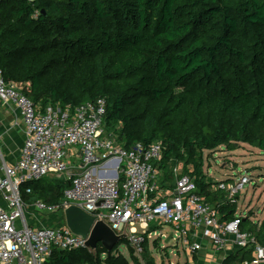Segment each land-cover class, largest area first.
Here are the masks:
<instances>
[{"label":"trees","instance_id":"1","mask_svg":"<svg viewBox=\"0 0 264 264\" xmlns=\"http://www.w3.org/2000/svg\"><path fill=\"white\" fill-rule=\"evenodd\" d=\"M0 71L42 111L104 99L105 135L127 150L161 142L159 187L172 189L182 164L213 205L224 194L211 190L203 152L244 144L264 153V0H3ZM68 186L48 177L20 195L27 206H57ZM235 205L217 207L220 223L235 218ZM253 218L240 232L262 245L264 216ZM120 243L129 258L98 244L53 249L45 264H139ZM254 247L220 264L249 262Z\"/></svg>","mask_w":264,"mask_h":264},{"label":"built area","instance_id":"2","mask_svg":"<svg viewBox=\"0 0 264 264\" xmlns=\"http://www.w3.org/2000/svg\"><path fill=\"white\" fill-rule=\"evenodd\" d=\"M22 90V85L6 82L0 71V101L15 106L25 134L18 161L0 163V264H45L53 249H87L85 239L72 234L65 224L39 225V214L63 215L70 206L106 223L117 235L125 232L139 254L144 235L147 239L155 235L150 228L170 225L174 228L171 239L182 245L189 264H195L194 258L201 264V253H224L229 244L234 249L255 246L252 260L241 264H264V243L257 244L253 236L240 232L246 215L235 213L232 221L220 223L217 208L236 204V195L252 179L212 181L211 190L224 194L215 205L198 193L194 179L182 173V164L173 169L174 187L160 188L155 164L163 157L162 143L135 144L128 150L118 145L103 131L104 99L74 109L56 105L42 111ZM73 148L79 150L80 159L70 164ZM50 176L69 185L61 204L47 206L37 201L27 206L20 187Z\"/></svg>","mask_w":264,"mask_h":264},{"label":"rangeland","instance_id":"3","mask_svg":"<svg viewBox=\"0 0 264 264\" xmlns=\"http://www.w3.org/2000/svg\"><path fill=\"white\" fill-rule=\"evenodd\" d=\"M203 171L208 179L214 182L228 181L227 183H229V180L235 181L243 176L252 179V182L236 195V215L245 216L251 212L255 222L264 216V153L244 144L232 151L223 147L212 152L204 151ZM53 216L39 214L38 218H40V222H51V225L65 224L61 212ZM135 228L137 231H141L138 226ZM153 230L155 235L152 233L146 243L142 245V254L144 253L148 259L153 261V264L190 263L189 256L175 238L168 243L165 242L166 238L174 233V228L170 225H159L156 228H150L149 232ZM161 235L164 236L160 237ZM114 251L129 258L125 244H117Z\"/></svg>","mask_w":264,"mask_h":264},{"label":"crops","instance_id":"4","mask_svg":"<svg viewBox=\"0 0 264 264\" xmlns=\"http://www.w3.org/2000/svg\"><path fill=\"white\" fill-rule=\"evenodd\" d=\"M24 140V128L21 125V119L15 106L9 102L0 101V163L4 162L7 165H14L18 161ZM79 156L80 153L77 148L69 150L68 160L70 164L79 162ZM50 177L56 178L55 176ZM39 225L48 226L45 222H41ZM234 251L235 249L229 244L224 253L207 256L204 253L199 254V262L201 264H220ZM194 262L196 264L198 258H194Z\"/></svg>","mask_w":264,"mask_h":264},{"label":"water","instance_id":"5","mask_svg":"<svg viewBox=\"0 0 264 264\" xmlns=\"http://www.w3.org/2000/svg\"><path fill=\"white\" fill-rule=\"evenodd\" d=\"M65 226L70 232L76 236L85 239V247L95 250L100 244L108 253L119 244L122 240L127 241L126 233L117 235L106 223L97 221L94 216L84 212L83 210L70 206L63 212ZM171 235L165 240L168 243ZM133 250V256L138 260L139 264H145L141 254H139L134 245H130Z\"/></svg>","mask_w":264,"mask_h":264}]
</instances>
